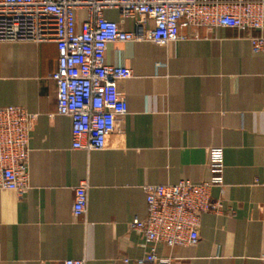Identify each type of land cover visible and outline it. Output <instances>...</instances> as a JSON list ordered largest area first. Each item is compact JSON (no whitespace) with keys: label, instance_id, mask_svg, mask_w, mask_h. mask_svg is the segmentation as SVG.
<instances>
[{"label":"crops","instance_id":"1","mask_svg":"<svg viewBox=\"0 0 264 264\" xmlns=\"http://www.w3.org/2000/svg\"><path fill=\"white\" fill-rule=\"evenodd\" d=\"M180 31L187 38L167 48L108 47L105 63L132 74L118 85L128 114L93 152L73 149L72 121L57 115L56 44L0 43V107L36 116L30 188L22 197L0 191V264H149L141 261L153 246L130 228L148 216L144 188L210 182L215 148L223 151V186L211 195L222 212L202 215L196 246L157 245L156 254L172 264H263L264 54L237 30ZM81 182L88 207L76 218Z\"/></svg>","mask_w":264,"mask_h":264},{"label":"built area","instance_id":"2","mask_svg":"<svg viewBox=\"0 0 264 264\" xmlns=\"http://www.w3.org/2000/svg\"><path fill=\"white\" fill-rule=\"evenodd\" d=\"M81 12L86 14L83 21ZM109 12L117 19L108 18ZM181 26L237 30L247 34L255 54H264V0H0V43L56 44L58 64L51 78L58 90L57 115L72 121L73 149L87 152L104 150L128 114L118 85L132 74L105 63L108 47L149 42L167 48L187 38ZM35 120L23 108L0 107V191L22 197L30 188L29 142ZM208 166L210 182L144 188L148 216L130 224L153 246L141 263L172 264L157 256L156 246H196L202 215L222 212V203L211 195L214 187L223 186L222 149L210 150ZM88 188L87 182L74 188L76 218L86 215ZM63 264L87 263L71 259Z\"/></svg>","mask_w":264,"mask_h":264}]
</instances>
